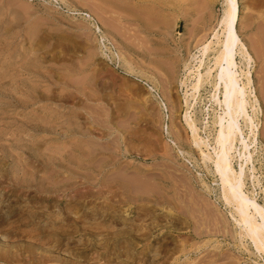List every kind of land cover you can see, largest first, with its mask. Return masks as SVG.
Wrapping results in <instances>:
<instances>
[{"label":"rangeland","instance_id":"rangeland-1","mask_svg":"<svg viewBox=\"0 0 264 264\" xmlns=\"http://www.w3.org/2000/svg\"><path fill=\"white\" fill-rule=\"evenodd\" d=\"M238 5L251 121L239 118L248 150L238 140L232 166L264 210V0ZM226 9L0 0V264H264L201 153L224 98L193 90L195 68L224 39Z\"/></svg>","mask_w":264,"mask_h":264},{"label":"bare ground","instance_id":"bare-ground-1","mask_svg":"<svg viewBox=\"0 0 264 264\" xmlns=\"http://www.w3.org/2000/svg\"><path fill=\"white\" fill-rule=\"evenodd\" d=\"M226 3L227 9L222 21V23L225 24L224 39L220 42V46L218 47V49H216L214 58H200L199 67L195 68L197 75L195 83L192 86L193 90L198 91V89L202 87L205 82H210V84H213V87L215 88L216 96L217 93H222V97L224 98L223 101H221V104L223 105V114L219 115L218 120L216 119L217 125L220 129L219 131L217 130L218 134L216 133L217 137L215 138V147L212 149L214 150V153H206L203 149H201V153L203 156L202 159L214 163V170L220 176L221 182L223 184L222 193L225 192L226 194V199L224 198V200H226V202L228 201L230 205L231 203L235 204L234 206H236L237 210L236 214H239H237L238 218H240L239 221L244 225L245 228L244 233L248 235H246L248 238L249 236L252 238L254 244L256 245L255 247L259 248L257 250L259 251L261 249L260 251H262V249H264V210L254 199L249 198L243 190V186L245 183L243 182V165H241L239 174L235 172V169L232 166V160L234 159L233 152L236 148L235 143L240 140L244 145V149L248 150V143L243 140L242 132L239 128V118H243V120L245 119L246 121V119L249 117L247 112L249 95H246L244 88H247L251 84V80L249 77V71L244 72L241 69L240 73L239 69L242 67V65L249 66L253 57L250 53L249 47L241 41L238 34V0H226ZM200 52L202 53V57H206L209 52V47L205 45V47ZM237 53H239L241 57L240 63L237 61ZM193 59H198V57L193 56ZM206 59H208V62L206 61ZM211 63L213 64L210 65ZM200 67H205L204 73L200 72ZM242 75L247 76V83H245L243 79H241ZM151 90H153L152 87ZM256 101L258 102V100ZM162 106L164 109L167 108L166 103H162ZM190 118L191 117H187L185 121L188 128L192 130L191 132L193 133L195 138V141H193L197 146L205 147L206 149H208L209 143L199 137L198 128L195 122ZM249 120L251 121V118ZM34 147H36V145ZM259 217L260 219H258Z\"/></svg>","mask_w":264,"mask_h":264}]
</instances>
